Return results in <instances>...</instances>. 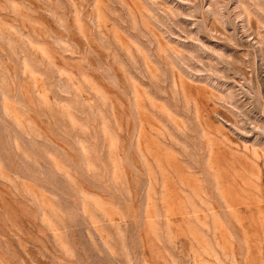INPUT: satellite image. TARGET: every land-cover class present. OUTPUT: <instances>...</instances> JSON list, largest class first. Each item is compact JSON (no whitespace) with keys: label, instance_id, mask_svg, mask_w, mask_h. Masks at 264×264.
I'll return each mask as SVG.
<instances>
[{"label":"rangeland","instance_id":"1","mask_svg":"<svg viewBox=\"0 0 264 264\" xmlns=\"http://www.w3.org/2000/svg\"><path fill=\"white\" fill-rule=\"evenodd\" d=\"M0 264H264V0H0Z\"/></svg>","mask_w":264,"mask_h":264}]
</instances>
